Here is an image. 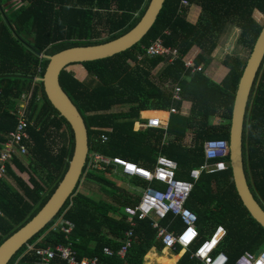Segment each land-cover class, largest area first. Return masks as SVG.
Instances as JSON below:
<instances>
[{"label": "trees", "instance_id": "1", "mask_svg": "<svg viewBox=\"0 0 264 264\" xmlns=\"http://www.w3.org/2000/svg\"><path fill=\"white\" fill-rule=\"evenodd\" d=\"M147 2L21 0L16 5L14 0H0V147L6 134L15 129L21 95H28L26 131L32 142L27 144V165L14 157L6 163V176L0 177V244L43 205L73 156L71 125L49 103L42 83L33 80L43 76L48 62L41 54L112 40L136 24ZM179 2L164 0L153 24L129 49L80 63L87 71L84 80H79L73 71L62 69L59 83L83 116L89 152L120 156L148 168L157 154H163L176 162L178 178L189 179L190 169L204 161V141L228 138L234 90L246 59L224 54L220 60L224 73L216 80L205 73L211 53L222 31L231 25L240 29L237 42L252 51L263 28L254 15L256 11L264 15V0H190L200 7L195 23L186 17L189 7L179 12ZM155 38L177 49L178 56L172 62L158 55L137 59ZM193 46L201 49L193 59L195 66L202 65L201 70L191 71L184 64L183 57ZM175 83L181 87V100L172 99L171 87ZM184 100L190 102L189 112L171 113L165 129L135 130L140 124L134 123L143 120L142 111L150 110L143 112L145 117L155 115L164 120L165 111L171 106L180 111ZM217 117L221 121L212 122ZM188 133L192 135L190 145L183 143ZM242 161L246 184L264 209V61L246 103ZM119 177L110 166L93 170L86 164L80 182L58 212L16 251L8 264H37L32 250L27 251V243L34 249L66 242L72 243L78 257L98 254L103 262H121L117 256L102 254L103 245H120L129 227L123 208L136 202V191L117 185ZM85 179L95 183L102 196L81 191ZM128 179L135 190L145 187L136 177ZM185 206L195 213L201 236L208 228L223 226L219 247L227 256L224 264H234L244 249L255 250L264 243V228L242 207L228 166L214 173L202 172ZM60 214L74 225L66 238L60 230L49 229ZM172 223L175 227L180 225L177 221ZM153 246L164 248L150 221L138 220L133 242L127 249V264H143L144 255L146 264H202L191 256L190 249L175 254L180 245L175 246L174 252L165 247L160 253L150 249Z\"/></svg>", "mask_w": 264, "mask_h": 264}, {"label": "built area", "instance_id": "2", "mask_svg": "<svg viewBox=\"0 0 264 264\" xmlns=\"http://www.w3.org/2000/svg\"><path fill=\"white\" fill-rule=\"evenodd\" d=\"M190 5V0H180L179 12L182 13ZM143 55L149 57L158 55L165 58L167 62H172L178 56V52L176 48L165 46L161 38H155L144 48L143 54L137 55V59L140 60ZM183 60L185 66L191 68V71L203 69L202 65L195 66L193 59L186 61L183 57ZM171 92L173 100H181L179 84H173ZM27 99L28 95L20 96L15 113L17 121L15 129L6 134L3 145L0 147V177L6 176V163L11 162L14 157L22 159L28 153L27 144H32L26 131L28 125L25 114ZM178 112L182 113L174 106L169 107L167 118L164 120L155 115L146 117L142 115L143 120L134 123V125L139 123L140 127L134 129H165L169 115ZM101 138L106 140L104 135H101ZM227 152V140L222 138L205 140L203 143L204 161L199 166L190 169L189 179L178 178L176 162L163 154H157L152 167L148 168L120 156L108 157L98 152H88L86 164L90 169L104 170L110 166L115 173L127 178L136 177L145 184V187L135 190V204L125 205L123 208L129 227L120 239V245L117 248L103 245L102 254L106 257L117 256L121 260L118 264H127V249L133 242L136 223L138 220L147 219L151 227L156 230V237L161 240L163 247L174 250L176 245H180L184 251L190 249L191 256L200 260L202 264H224L227 256L219 247L221 237L225 232L223 226L217 225L208 235L201 236L197 226V217L185 204L190 197L194 183L202 172L214 173L227 168L228 161L225 160ZM173 221H177L180 225L173 226ZM73 226L72 222L64 219L60 214L51 223L49 229L60 230L66 238L71 234ZM29 250H32L35 256L34 262L37 264H113L103 262L98 254L78 257L71 242L34 249L31 244L27 243V251ZM234 264H264V245L255 250L244 249L235 258Z\"/></svg>", "mask_w": 264, "mask_h": 264}, {"label": "water", "instance_id": "3", "mask_svg": "<svg viewBox=\"0 0 264 264\" xmlns=\"http://www.w3.org/2000/svg\"><path fill=\"white\" fill-rule=\"evenodd\" d=\"M164 0H148L136 24L124 34L98 44L77 45L62 49L51 55L41 54L48 60L43 76L33 77L43 85L49 103L71 125L74 133V151L68 167L47 200L19 229L0 244V264H8L11 257L31 236L39 231L58 212L64 201L80 182L89 152L87 129L75 103L68 98L59 83L62 69L76 63L110 57L129 49L153 24ZM0 10L2 7L0 4ZM264 61V25L250 56H247L238 77L231 105L228 127V167L235 193L248 214L264 228V209L259 205L246 184L242 161V127L248 95L254 79Z\"/></svg>", "mask_w": 264, "mask_h": 264}, {"label": "rangeland", "instance_id": "4", "mask_svg": "<svg viewBox=\"0 0 264 264\" xmlns=\"http://www.w3.org/2000/svg\"><path fill=\"white\" fill-rule=\"evenodd\" d=\"M20 2H21V0H14V4H16V5H19ZM192 5L193 4H191L190 6H192ZM192 8L196 9L195 15H196V19L198 20L199 13H200V7L197 5V6H192ZM188 10H189V8H188ZM254 16H255V19L260 24L264 25V15L263 14H261V13L258 14L256 12ZM239 32H240V29L235 27V26H232V25L226 27V30L222 31L221 36L218 40V43L211 53V61L209 64H212V66H214L216 64L218 65L220 63V60L222 59V57L226 53H229L233 56H238L241 59H244V58H247V56H250V54H251L250 49L243 47L242 45H240L237 42V35ZM200 50L201 49L198 46H196V47L193 46L190 49V51L184 56V59L186 61H190L194 55H196L200 52ZM80 73H81V69L78 70V72H77L78 77L80 76ZM186 101H188V100H186ZM184 105L185 104L183 103V106ZM117 108L121 109V108H125V106L124 107H117ZM167 115H168V113H167ZM166 118H167V116H166ZM218 121H221L220 118H218V117L212 119V122H214V123H216ZM56 143L60 144L59 142H56ZM183 143L186 145H190L192 143V135L190 133H188L186 135V137L183 140ZM27 156H29L28 153L22 157V161H23L24 165H27V163H28L27 162V158H28ZM23 175H24V177H26L27 176L26 172H24ZM119 176H120V174H119ZM116 182H117V185L125 186V187L129 188L130 191L135 192V189L131 185H129V179L126 176L119 177V181H116ZM79 189L82 190L83 192H85L86 194L93 196V197L102 196V193L99 190V188L97 187V185L95 183L88 181V179H85V181L82 182ZM211 230L212 229L209 230V228L206 229V231L204 232V235H208L211 232ZM260 245L263 246L264 243H262ZM154 251H156L157 253H160L162 251V249L158 250V249L154 248ZM146 262H147V259L145 258V255H144L143 264H146ZM151 264H157V263H155V261H153V262H151Z\"/></svg>", "mask_w": 264, "mask_h": 264}, {"label": "crops", "instance_id": "5", "mask_svg": "<svg viewBox=\"0 0 264 264\" xmlns=\"http://www.w3.org/2000/svg\"><path fill=\"white\" fill-rule=\"evenodd\" d=\"M193 5L192 6H197V4L196 3H192ZM192 6H190L189 7V10L187 11V15H186V17H187V19L190 21V22H192V23H195L196 21H197V19H196V9L195 8H192ZM258 14H260L258 11H256ZM255 12V13H256ZM194 47H196V46H194ZM197 55V54H196ZM196 55H194L193 57H192V59H194V57L196 56ZM222 66V64H216V65H214V66H212V64H209L206 68H205V73L206 74H208L210 77H212V78H214V79H216V80H219L220 78H221V76H222V74L224 73V67H221ZM66 69L68 70V71H73L74 73H75V75H76V77H78V74H77V72H78V70H80L81 69V73H80V76L78 77V79L79 80H84L86 77H87V71L85 70V68L80 64V63H76V64H71V65H69V66H67L66 67ZM183 103L185 104L184 106H183ZM183 103H182V107H181V111H182V113H184V114H187L188 113V111H189V108H190V102L189 101H186V100H184L183 101ZM145 111H150V110H145ZM145 111H142L141 112V116L143 115V112H145ZM155 111H163V110H155ZM165 112H167V110L165 111ZM82 191V190H81ZM157 249L156 247H151L150 249ZM165 248V247H164ZM163 248V249H164ZM162 249V250H163ZM170 251H172V252H174L173 250H171V249H169ZM181 251H184L183 249H181L179 252H174L175 254H177V253H180Z\"/></svg>", "mask_w": 264, "mask_h": 264}, {"label": "bare ground", "instance_id": "6", "mask_svg": "<svg viewBox=\"0 0 264 264\" xmlns=\"http://www.w3.org/2000/svg\"><path fill=\"white\" fill-rule=\"evenodd\" d=\"M140 127V125L138 126V128ZM170 249V248H169ZM172 250V249H171Z\"/></svg>", "mask_w": 264, "mask_h": 264}, {"label": "clouds", "instance_id": "7", "mask_svg": "<svg viewBox=\"0 0 264 264\" xmlns=\"http://www.w3.org/2000/svg\"><path fill=\"white\" fill-rule=\"evenodd\" d=\"M180 111H181V110H180ZM182 114H184V113H182ZM162 248H163V247H162ZM181 249H182V248H181ZM181 249H180V250H181Z\"/></svg>", "mask_w": 264, "mask_h": 264}]
</instances>
